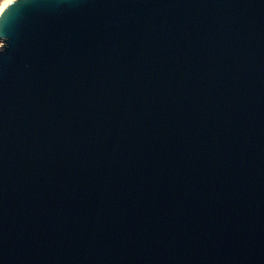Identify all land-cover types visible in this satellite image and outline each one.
Wrapping results in <instances>:
<instances>
[{
  "label": "water",
  "instance_id": "obj_1",
  "mask_svg": "<svg viewBox=\"0 0 264 264\" xmlns=\"http://www.w3.org/2000/svg\"><path fill=\"white\" fill-rule=\"evenodd\" d=\"M0 40V264H264V0H14Z\"/></svg>",
  "mask_w": 264,
  "mask_h": 264
},
{
  "label": "bare ground",
  "instance_id": "obj_2",
  "mask_svg": "<svg viewBox=\"0 0 264 264\" xmlns=\"http://www.w3.org/2000/svg\"><path fill=\"white\" fill-rule=\"evenodd\" d=\"M14 0H5L3 1V3L0 6V16L3 13V11L7 8V6L10 5L11 2H13Z\"/></svg>",
  "mask_w": 264,
  "mask_h": 264
},
{
  "label": "rangeland",
  "instance_id": "obj_3",
  "mask_svg": "<svg viewBox=\"0 0 264 264\" xmlns=\"http://www.w3.org/2000/svg\"><path fill=\"white\" fill-rule=\"evenodd\" d=\"M3 1H5V0H0V6H1V4L3 3ZM3 45V42L0 40V47Z\"/></svg>",
  "mask_w": 264,
  "mask_h": 264
}]
</instances>
